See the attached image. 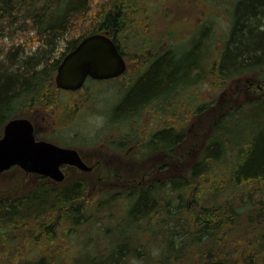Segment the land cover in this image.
<instances>
[{
	"label": "trees",
	"instance_id": "16d2710c",
	"mask_svg": "<svg viewBox=\"0 0 264 264\" xmlns=\"http://www.w3.org/2000/svg\"><path fill=\"white\" fill-rule=\"evenodd\" d=\"M92 1L0 0V135L13 117L37 121L43 113L49 121L55 115L61 102L57 66L83 37L108 32L125 58L120 39L130 30L122 8L137 0H121L115 10L100 12L56 56L59 42L91 16ZM187 38L183 51L167 47L146 60L110 117L137 119L152 107L173 114L172 98H190L180 114L158 118L136 154L171 153L182 141L188 118L206 108L192 88L207 82L223 87L239 77L264 80V0H234L226 28L201 25ZM191 91L199 95L190 96ZM214 98L211 91V103ZM115 186L91 195L83 177L53 186L42 182L0 201V245L7 246L0 249V264L8 256L15 257L11 264H264V95L219 116L185 174ZM204 192L211 203L203 202ZM170 219L176 231L187 233L178 244L170 237L160 242ZM11 234L28 241L27 247L17 251Z\"/></svg>",
	"mask_w": 264,
	"mask_h": 264
},
{
	"label": "rangeland",
	"instance_id": "374dc122",
	"mask_svg": "<svg viewBox=\"0 0 264 264\" xmlns=\"http://www.w3.org/2000/svg\"><path fill=\"white\" fill-rule=\"evenodd\" d=\"M117 1L93 0L92 12L89 14L91 16L59 42L56 56L65 51L69 40L88 30L97 21L100 12L108 8L115 10L116 4L121 0ZM232 1L234 0H137L134 6L129 4L124 6L122 10L125 11V15L127 14L124 22L127 23L126 29L130 30L125 38L120 39L127 62L125 72L116 78L103 81L87 79L82 88L68 92V95L62 90L59 96L60 105L49 121L45 117H40L45 115L43 113L37 121L31 116L24 115L33 121L37 139L76 148L84 161L94 168L90 172H85L65 167L63 168L65 179L58 183L48 177L25 172L22 168L13 166L0 172V201L15 199L42 182L53 186L83 177L86 180L88 194L93 195L114 187L118 180L121 181L120 184H127L121 185L122 187H134L140 185L141 180L145 183L161 182L174 175L185 174L188 168L197 162L200 150L210 135L216 119L231 107L264 95V80L239 77L223 87L211 88V84L207 82L199 88H192L191 90L201 93L200 98H204L206 108L188 118L186 135L171 153L159 152L138 159L134 156L136 153L133 147H136L141 139L147 138L148 132L159 125L161 121L158 120L159 117L164 119L168 114L172 117L180 114L183 111L182 102L185 103L189 97L182 95L172 98L170 104L177 108V113L172 114V110L167 109L166 114H160L152 107L137 119L117 121L110 117L115 115V107L125 97L128 91L127 83L133 75L142 71V66L149 57L167 47L176 49L177 52L183 51L182 46L187 44V37L201 25H207L217 31L226 28ZM141 48L143 49L140 51ZM211 91L215 94L212 103ZM198 95L190 92V96ZM110 140H123L127 144L122 146L120 142H115L122 147L121 150H116L110 145ZM130 148H132L130 155H126ZM120 166H124L126 170L120 172ZM128 167L133 170H127ZM202 198L203 202L211 203L210 193L204 192ZM175 208L174 204L168 206L171 212L175 211ZM182 213L185 218L188 217V208L182 209ZM164 227L165 233L160 236L163 238L161 243H167L166 237H170L177 244L186 238L187 233L183 229L176 231L178 225L173 219L168 220ZM13 237L11 234V243L13 242L17 251L27 247L28 241L21 237H14L13 240ZM6 247L5 243L0 245L1 250ZM140 255L146 257L144 253ZM15 261L14 256H8L3 264ZM138 263L139 261L134 262Z\"/></svg>",
	"mask_w": 264,
	"mask_h": 264
},
{
	"label": "water",
	"instance_id": "95a60500",
	"mask_svg": "<svg viewBox=\"0 0 264 264\" xmlns=\"http://www.w3.org/2000/svg\"><path fill=\"white\" fill-rule=\"evenodd\" d=\"M127 62L108 32L83 37L67 52L57 66L54 82L57 88L76 90L90 77L103 80L125 72ZM74 165L82 171L91 169L78 151L45 139H36L33 122L24 116L9 119L0 135V172L17 165L26 172L36 173L62 182L65 173L61 165ZM203 264H233L224 260H210Z\"/></svg>",
	"mask_w": 264,
	"mask_h": 264
},
{
	"label": "flooded vegetation",
	"instance_id": "af4514ba",
	"mask_svg": "<svg viewBox=\"0 0 264 264\" xmlns=\"http://www.w3.org/2000/svg\"><path fill=\"white\" fill-rule=\"evenodd\" d=\"M122 75V74H121ZM120 76V75H119ZM118 77V76H117ZM114 78H116V77H114ZM88 80L89 79H91V80H93V81H97V80H95V79H92V78H90V77H88L87 78ZM86 79V80H87ZM85 80V81H86ZM103 80H107V79H103ZM103 80H98V81H103ZM85 83V82H84ZM84 83H83V85H84ZM83 85L80 87V88H82L83 87ZM80 88H78V89H76V90H64V91H66L65 93L68 95V92H75V91H77V90H79ZM61 91H62V89H60ZM73 101V100H72ZM37 139V138H36ZM115 142H120V145H122V146H124V144H127V142L126 141H123V140H119V141H117V140H110V145L112 146H114L115 147V149L116 150H121L122 149V147H119L120 145L119 144H116ZM57 145H59V144H57ZM60 146H62V145H60ZM65 147H68V146H65ZM71 148H73V147H71ZM136 148H137V146L135 147H133V150L135 151V153H136ZM74 149H76V148H74ZM77 150V149H76ZM78 151V150H77ZM132 151V148H130V149H128L127 150V153H126V155H130V152ZM78 153H79V155H80V157H81V159L83 160V162H85L84 161V159H83V156L81 155V153L78 151ZM157 153V152H156ZM159 153V152H158ZM163 153H165V152H163ZM152 154H155V153H152ZM151 153H148V154H145L144 152L143 153H140V154H136V155H134L136 158H138V159H140V158H144V157H149L150 155H152ZM86 163V162H85ZM99 163V161H97V163L96 164H98ZM87 164V163H86ZM88 165V164H87ZM13 166H17V165H13ZM12 166V167H13ZM88 166H90L91 167V169L90 170H88V171H85V172H90L94 167H93V165H88ZM19 167V166H18ZM65 167H70V168H74V169H76V170H80L79 168H77L76 166H74V165H68V164H64V165H61V169L63 170V168H65ZM11 168V167H10ZM133 170V168H131V167H128L127 168V170ZM124 170H126L125 169V167L124 166H120L119 167V171L120 172H122V171H124ZM82 171V170H81ZM110 171H112V170H110ZM26 172V171H25ZM64 172V171H63ZM31 173V172H30ZM42 176V175H41ZM143 178V177H142ZM52 180V179H51ZM120 180H118V182L116 183V185H127V184H120ZM152 182V181H151ZM145 183V181L144 180H141V182H140V185H146V184H148V183H150V182H148L147 183V181H146V183Z\"/></svg>",
	"mask_w": 264,
	"mask_h": 264
}]
</instances>
